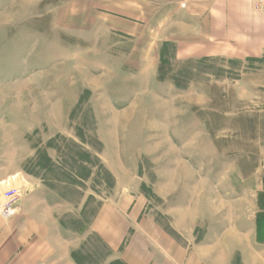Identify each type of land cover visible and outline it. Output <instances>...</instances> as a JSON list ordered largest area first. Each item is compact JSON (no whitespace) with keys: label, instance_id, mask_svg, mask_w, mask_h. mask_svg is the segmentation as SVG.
I'll list each match as a JSON object with an SVG mask.
<instances>
[{"label":"rangeland","instance_id":"1","mask_svg":"<svg viewBox=\"0 0 264 264\" xmlns=\"http://www.w3.org/2000/svg\"><path fill=\"white\" fill-rule=\"evenodd\" d=\"M170 1L0 0V170L84 201L121 250L148 229L203 263L210 219L264 227V54L198 55ZM62 220L82 264L111 259Z\"/></svg>","mask_w":264,"mask_h":264},{"label":"crops","instance_id":"2","mask_svg":"<svg viewBox=\"0 0 264 264\" xmlns=\"http://www.w3.org/2000/svg\"><path fill=\"white\" fill-rule=\"evenodd\" d=\"M170 2L172 27L178 26V41L186 36L188 40L202 41L199 49L203 51L197 52L198 55L246 58L264 54V15L253 9L251 0ZM19 175L0 170V202L6 189L19 187L22 190L16 215L0 217V264H81L74 259L73 253L82 242L68 238L69 229L62 220L68 212L75 214L79 224L71 232L102 236L113 252L106 264L116 259L126 264H234L237 257L242 264H264V227L255 218L246 228L234 218L210 219L202 248L203 263L194 250H183L174 240L164 244L162 238L153 239L148 229L144 235L136 229L121 250L123 238L116 239L114 228L102 227L103 214L98 212L87 222L83 215L84 201L69 206L59 196H53L54 191L41 181L32 177L15 180ZM137 205L129 204V208L134 209L130 212L132 220H138L133 216L138 214Z\"/></svg>","mask_w":264,"mask_h":264},{"label":"built area","instance_id":"3","mask_svg":"<svg viewBox=\"0 0 264 264\" xmlns=\"http://www.w3.org/2000/svg\"><path fill=\"white\" fill-rule=\"evenodd\" d=\"M253 9L264 15V0H251ZM21 196V190L17 187H10L3 193V200L0 202V217L12 218L17 213V202Z\"/></svg>","mask_w":264,"mask_h":264},{"label":"trees","instance_id":"4","mask_svg":"<svg viewBox=\"0 0 264 264\" xmlns=\"http://www.w3.org/2000/svg\"><path fill=\"white\" fill-rule=\"evenodd\" d=\"M164 64H165V62L162 61L161 62V66L159 68V77H158V79L160 81H164L165 80V77L163 75V73H164ZM172 79H173V81H174V83L176 85H182V80L179 77H175L174 76V77H172ZM73 257H74L75 260H77L79 263L82 264L81 260L78 258L77 254L75 252L73 253ZM109 264H126V263L123 262L122 260L117 259V260L111 261Z\"/></svg>","mask_w":264,"mask_h":264}]
</instances>
